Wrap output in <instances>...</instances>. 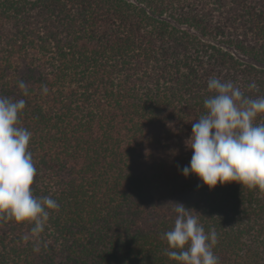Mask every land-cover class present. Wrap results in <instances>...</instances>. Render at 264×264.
Wrapping results in <instances>:
<instances>
[{"label": "trees", "instance_id": "trees-1", "mask_svg": "<svg viewBox=\"0 0 264 264\" xmlns=\"http://www.w3.org/2000/svg\"><path fill=\"white\" fill-rule=\"evenodd\" d=\"M212 40L264 64V0H0V98L26 101L32 191L59 204L39 251L0 221V264H176L175 203L219 264H264V193L182 174L209 79L264 97V67Z\"/></svg>", "mask_w": 264, "mask_h": 264}, {"label": "clouds", "instance_id": "clouds-1", "mask_svg": "<svg viewBox=\"0 0 264 264\" xmlns=\"http://www.w3.org/2000/svg\"><path fill=\"white\" fill-rule=\"evenodd\" d=\"M18 86L28 94L23 81ZM207 87L214 94L204 100L206 112L192 124L186 140L192 156L182 174H195L209 189L238 182L264 193V123H254L264 114V97L245 96L233 82L215 77ZM25 107L24 99L0 98V221L31 223L22 240L32 241L34 251H39L50 212L58 211L59 204L50 196L33 194L37 170L28 150L32 133L18 126ZM175 204L174 226L162 236L168 244L165 254L176 264H219L213 252L217 233L205 232L197 216L182 203Z\"/></svg>", "mask_w": 264, "mask_h": 264}, {"label": "rangeland", "instance_id": "rangeland-1", "mask_svg": "<svg viewBox=\"0 0 264 264\" xmlns=\"http://www.w3.org/2000/svg\"><path fill=\"white\" fill-rule=\"evenodd\" d=\"M181 28L183 29H187L189 32L191 33H196L195 30L187 27V26H180ZM212 42L220 45L223 47V49L229 51L230 53H232L236 58H238L240 61L244 62V63H248V64H254V65H257L259 67H264V64H260L258 63L257 61H255L252 57L250 56H247L239 51H237L235 48L233 47H230L228 45H223V44H220L219 42H217L216 40H212Z\"/></svg>", "mask_w": 264, "mask_h": 264}]
</instances>
